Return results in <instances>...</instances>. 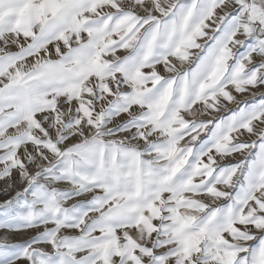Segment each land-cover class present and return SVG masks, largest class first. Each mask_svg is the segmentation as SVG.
<instances>
[{"label": "snow or ice", "instance_id": "obj_1", "mask_svg": "<svg viewBox=\"0 0 264 264\" xmlns=\"http://www.w3.org/2000/svg\"><path fill=\"white\" fill-rule=\"evenodd\" d=\"M0 182V264H264V0H0Z\"/></svg>", "mask_w": 264, "mask_h": 264}, {"label": "rangeland", "instance_id": "obj_2", "mask_svg": "<svg viewBox=\"0 0 264 264\" xmlns=\"http://www.w3.org/2000/svg\"><path fill=\"white\" fill-rule=\"evenodd\" d=\"M4 187V184L3 182H0V189H3ZM12 195H14V191H10V192H7V194H5L3 191L0 192V202H3L4 200L10 198ZM3 232L0 231V235H2Z\"/></svg>", "mask_w": 264, "mask_h": 264}, {"label": "crops", "instance_id": "obj_3", "mask_svg": "<svg viewBox=\"0 0 264 264\" xmlns=\"http://www.w3.org/2000/svg\"><path fill=\"white\" fill-rule=\"evenodd\" d=\"M32 233H28L27 235H31ZM27 238L26 235H16V234H13V235H10L9 236V240L11 242H15V241H18V240H22V239H25Z\"/></svg>", "mask_w": 264, "mask_h": 264}, {"label": "bare ground", "instance_id": "obj_4", "mask_svg": "<svg viewBox=\"0 0 264 264\" xmlns=\"http://www.w3.org/2000/svg\"><path fill=\"white\" fill-rule=\"evenodd\" d=\"M1 192V191H0Z\"/></svg>", "mask_w": 264, "mask_h": 264}]
</instances>
